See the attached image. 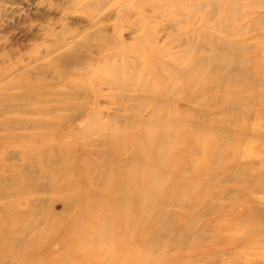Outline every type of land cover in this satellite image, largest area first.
Returning <instances> with one entry per match:
<instances>
[{
    "label": "rangeland",
    "instance_id": "374dc122",
    "mask_svg": "<svg viewBox=\"0 0 264 264\" xmlns=\"http://www.w3.org/2000/svg\"><path fill=\"white\" fill-rule=\"evenodd\" d=\"M121 166L159 191L125 236ZM79 261L264 264V0H0V264Z\"/></svg>",
    "mask_w": 264,
    "mask_h": 264
},
{
    "label": "bare ground",
    "instance_id": "6f19581e",
    "mask_svg": "<svg viewBox=\"0 0 264 264\" xmlns=\"http://www.w3.org/2000/svg\"><path fill=\"white\" fill-rule=\"evenodd\" d=\"M201 63V62H200ZM199 63V64H200ZM198 63L193 64L192 68H188L187 70H183V73L181 74V76H179L178 80L176 79V81H173L170 77L166 79V77H163L164 79H166L168 81V83L165 80V84L167 83V85H165L166 87H168L167 90V94L169 95H176L179 91H183L185 93V96L187 97V100L189 102L192 103H199V101L203 98V89L204 85H206V83H204V80L206 79V77L204 76V74L202 72L204 71H200L202 74H200L198 72ZM204 68V67H203ZM201 70V69H200ZM71 73V72H70ZM173 74H170V76L172 77ZM174 78V76H173ZM182 80H184L182 82ZM155 82H157L155 80ZM159 83V82H158ZM157 84V83H156ZM114 85V84H113ZM127 86V85H126ZM112 87V86H111ZM130 88V87H128ZM138 88V87H136ZM118 89V88H117ZM158 89V88H156ZM154 89V90H156ZM145 89L142 88L141 86V91H143ZM165 92V91H164ZM152 93V92H151ZM154 93V92H153ZM157 93V92H156ZM154 95V94H153ZM159 95V94H158ZM171 98V97H170ZM155 100V99H154ZM185 100V99H184ZM157 101V100H156ZM156 104V103H155ZM227 106V105H226ZM161 108V107H159ZM157 111V110H156ZM155 111V112H156ZM159 112V111H158ZM188 117V116H187ZM143 130V129H142ZM147 131V130H146ZM178 131V130H177ZM157 132V131H156ZM164 132V131H163ZM149 131L146 132L142 137L141 140L144 141L145 143L147 142V144H150L154 150H156L157 148H161L164 150H167L169 148V142H165L164 139L162 138L163 134L160 135V138L158 136V138H156L157 134H155V131L152 132V134L154 135V137H152V139H147V137L149 136ZM140 136V135H139ZM156 138V139H155ZM196 140V139H195ZM141 142V141H140ZM178 144V143H177ZM142 145V144H141ZM182 146V143L179 144ZM178 145V146H179ZM176 148V147H175ZM140 148L138 147L135 152L133 153V157L134 158H138V161L140 162H144L145 160L143 159V157L140 155ZM181 150V149H180ZM177 151V150H176ZM179 152V151H178ZM175 153V150H174ZM153 157V162L154 159L157 160V156H150V159H152ZM158 161V160H157ZM89 166V179L92 180V178L94 177L95 171L93 168V165L88 164ZM158 165V163H157ZM200 174V173H199ZM198 174V175H199ZM82 177V176H81ZM88 178V177H87ZM126 181L127 184L129 185V187L132 189L129 190V188H126L123 186V182ZM160 182V181H159ZM70 184V183H69ZM157 179L153 178V177H148V178H143L142 180H139V178L135 177V175L130 174L129 172H127L126 170L123 169V167L121 166L118 170V174L117 177L113 180V189L112 192H108L109 194L107 195L108 199L112 200L114 202V199L116 198V205H111L108 206L110 207L111 210H116L117 213H121L122 214V218L124 219L122 222H114L116 223V228L119 229L122 232V236H125V230L128 228V220L125 219L126 218V214H125V209L127 207V205L131 204L130 206H132L134 204V206L136 207V210L139 212H142L143 209L147 208L149 205V202L153 196L154 193H159L158 190H153L151 193L149 194H142V190L144 189L145 186H149V187H157ZM160 184V183H159ZM66 188L69 189V185L68 183L66 184V186H64ZM63 187V188H64ZM148 187V188H149ZM65 188V189H66ZM30 188H26V190H24V192L30 191ZM62 188L61 187H56L55 188V193H59L62 192ZM67 190V189H66ZM21 195V194H20ZM114 198V199H113ZM125 199V200H124ZM134 203H132V202ZM110 203V202H109ZM107 206V205H106ZM105 206V207H106ZM99 209V208H98ZM61 213V212H60ZM159 213V212H157ZM82 215H84V213H82ZM133 215V214H132ZM82 217V216H81ZM120 218V217H119ZM118 218V220H119ZM121 218V220H122ZM132 218V217H131ZM132 220V219H131ZM129 220V222L131 221ZM157 220V219H156ZM120 221V220H119ZM118 222V223H117ZM132 222V221H131ZM81 223V222H80ZM112 223V222H111ZM99 224V223H98ZM137 224V223H136ZM81 225V224H80ZM79 225V226H80ZM102 225L104 228H106L105 225H109L107 224L105 221L102 222ZM152 225V224H151ZM91 227H88L87 224H85V226L81 225L79 227V229H76L73 231V233L71 234L73 237L77 236V233H81L84 232L86 234L87 237H89L90 239L94 240V234L92 235L93 232H91L92 230H90ZM102 228V227H101ZM103 228V229H104ZM128 232V231H127ZM104 233V232H103ZM109 234V229H105V233H104V238L107 239ZM127 234V233H126ZM103 235V234H102ZM127 236V235H126ZM102 237V236H101ZM101 243V242H100ZM113 243V242H110ZM94 244H96V242L92 243V246H87L84 247L83 245H79L78 248L83 250V249H88L89 251L92 250L94 255V258L97 257L96 252L98 251L96 248L94 249ZM116 244V243H115ZM114 244V245H115ZM91 248V249H90ZM144 250V249H142ZM88 251V252H89ZM90 253V252H89ZM99 255H101L102 257H104L105 261H113V259L115 260L116 256H117V252L116 250L113 248L111 254H110V250L109 249H105L104 252L101 251L99 252ZM112 257L107 260V256H111ZM124 256V255H122ZM93 257V256H92ZM76 258V257H75ZM91 260V259H90ZM93 260H91L92 262ZM102 261V260H101ZM123 261V260H122ZM90 262V261H89ZM82 262L79 261V263L76 262V264H81ZM86 263H88L86 261ZM105 263V262H104ZM104 263H100V264H104ZM111 263V262H110ZM92 264V263H91Z\"/></svg>",
    "mask_w": 264,
    "mask_h": 264
}]
</instances>
